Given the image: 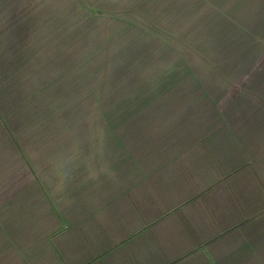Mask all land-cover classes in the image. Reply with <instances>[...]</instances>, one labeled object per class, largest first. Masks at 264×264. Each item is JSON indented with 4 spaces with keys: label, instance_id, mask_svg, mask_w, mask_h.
Returning a JSON list of instances; mask_svg holds the SVG:
<instances>
[{
    "label": "rangeland",
    "instance_id": "rangeland-1",
    "mask_svg": "<svg viewBox=\"0 0 264 264\" xmlns=\"http://www.w3.org/2000/svg\"><path fill=\"white\" fill-rule=\"evenodd\" d=\"M64 2L0 43V220L39 215L37 169L96 136L119 150L187 108L264 123V0ZM8 244L0 264H24Z\"/></svg>",
    "mask_w": 264,
    "mask_h": 264
},
{
    "label": "crops",
    "instance_id": "crops-1",
    "mask_svg": "<svg viewBox=\"0 0 264 264\" xmlns=\"http://www.w3.org/2000/svg\"><path fill=\"white\" fill-rule=\"evenodd\" d=\"M64 1L80 10L81 0H0V43L64 15ZM232 116L187 108L122 136L119 150L99 135L89 153L57 155L37 169L40 199L24 205L40 214L0 220V237L24 264H264V123Z\"/></svg>",
    "mask_w": 264,
    "mask_h": 264
}]
</instances>
